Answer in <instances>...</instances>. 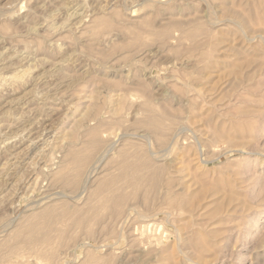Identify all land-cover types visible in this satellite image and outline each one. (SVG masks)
<instances>
[{"label": "rangeland", "instance_id": "1", "mask_svg": "<svg viewBox=\"0 0 264 264\" xmlns=\"http://www.w3.org/2000/svg\"><path fill=\"white\" fill-rule=\"evenodd\" d=\"M0 264H264V0H0Z\"/></svg>", "mask_w": 264, "mask_h": 264}, {"label": "bare ground", "instance_id": "2", "mask_svg": "<svg viewBox=\"0 0 264 264\" xmlns=\"http://www.w3.org/2000/svg\"><path fill=\"white\" fill-rule=\"evenodd\" d=\"M38 219V218H37ZM31 221V220H30ZM43 225V224H42Z\"/></svg>", "mask_w": 264, "mask_h": 264}]
</instances>
